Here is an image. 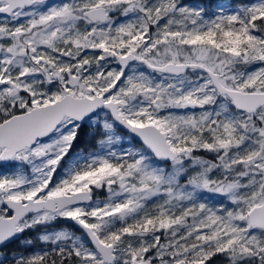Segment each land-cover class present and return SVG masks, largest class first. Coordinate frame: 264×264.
Returning <instances> with one entry per match:
<instances>
[{
  "label": "snow or ice",
  "instance_id": "6c2138e0",
  "mask_svg": "<svg viewBox=\"0 0 264 264\" xmlns=\"http://www.w3.org/2000/svg\"><path fill=\"white\" fill-rule=\"evenodd\" d=\"M0 264H264V0H0Z\"/></svg>",
  "mask_w": 264,
  "mask_h": 264
}]
</instances>
